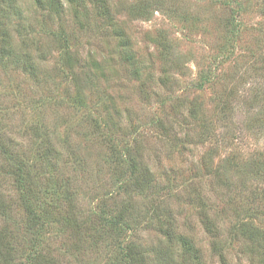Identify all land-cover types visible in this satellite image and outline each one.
Listing matches in <instances>:
<instances>
[{"label":"rangeland","instance_id":"rangeland-1","mask_svg":"<svg viewBox=\"0 0 264 264\" xmlns=\"http://www.w3.org/2000/svg\"><path fill=\"white\" fill-rule=\"evenodd\" d=\"M0 264H264V0H0Z\"/></svg>","mask_w":264,"mask_h":264},{"label":"trees","instance_id":"trees-1","mask_svg":"<svg viewBox=\"0 0 264 264\" xmlns=\"http://www.w3.org/2000/svg\"><path fill=\"white\" fill-rule=\"evenodd\" d=\"M40 1V0H39ZM52 190L53 191H55L54 190V188H52ZM55 192H57V193H59V190H57V191H55ZM60 194H62L63 195V199H62V201H66V196L68 195L66 192H64V191H60ZM67 198H69L68 196H67ZM71 201H72V199H71Z\"/></svg>","mask_w":264,"mask_h":264}]
</instances>
